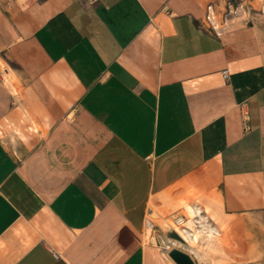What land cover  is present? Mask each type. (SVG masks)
I'll use <instances>...</instances> for the list:
<instances>
[{
  "label": "crops",
  "instance_id": "crops-1",
  "mask_svg": "<svg viewBox=\"0 0 264 264\" xmlns=\"http://www.w3.org/2000/svg\"><path fill=\"white\" fill-rule=\"evenodd\" d=\"M248 2L0 0V264H264Z\"/></svg>",
  "mask_w": 264,
  "mask_h": 264
},
{
  "label": "built area",
  "instance_id": "built-area-1",
  "mask_svg": "<svg viewBox=\"0 0 264 264\" xmlns=\"http://www.w3.org/2000/svg\"><path fill=\"white\" fill-rule=\"evenodd\" d=\"M241 0H225V9L223 11V18L226 21V17L231 13L234 12L241 4ZM207 22H208V27L212 31H216L217 33V28L219 27V23L215 19L214 11L212 10V7L209 8L208 14L206 16ZM222 75L224 76L225 79L228 78V70H223ZM174 222H176V225L181 227L184 231H186L188 228L186 226V222L183 216H177L174 219ZM178 234L181 236L179 231L177 230ZM182 237V236H181Z\"/></svg>",
  "mask_w": 264,
  "mask_h": 264
},
{
  "label": "water",
  "instance_id": "water-1",
  "mask_svg": "<svg viewBox=\"0 0 264 264\" xmlns=\"http://www.w3.org/2000/svg\"><path fill=\"white\" fill-rule=\"evenodd\" d=\"M176 264H195L191 255L181 249L173 248L169 253Z\"/></svg>",
  "mask_w": 264,
  "mask_h": 264
},
{
  "label": "bare ground",
  "instance_id": "bare-ground-1",
  "mask_svg": "<svg viewBox=\"0 0 264 264\" xmlns=\"http://www.w3.org/2000/svg\"><path fill=\"white\" fill-rule=\"evenodd\" d=\"M188 226L193 229V235L195 236V240H197L199 237H200V230H197L195 227H194V222H191L188 224ZM176 229L179 231V233L184 236L185 238L187 239H190L189 237V234H190V231L189 229H187L186 231H184L181 227L177 226ZM194 239H192L193 242H195Z\"/></svg>",
  "mask_w": 264,
  "mask_h": 264
},
{
  "label": "rangeland",
  "instance_id": "rangeland-1",
  "mask_svg": "<svg viewBox=\"0 0 264 264\" xmlns=\"http://www.w3.org/2000/svg\"><path fill=\"white\" fill-rule=\"evenodd\" d=\"M243 1H246V2H247V3H245V4H248V7H247L246 9H247L248 11H250V12H252V11H254V12H258L259 10L262 9L261 7L256 8V7L252 6V4L248 2V0H241V1H239V2L241 3V2H243ZM262 2H264V0H262Z\"/></svg>",
  "mask_w": 264,
  "mask_h": 264
}]
</instances>
